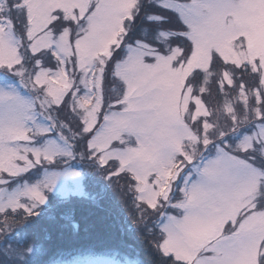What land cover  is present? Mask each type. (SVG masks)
Masks as SVG:
<instances>
[{
    "label": "snow or ice",
    "instance_id": "obj_1",
    "mask_svg": "<svg viewBox=\"0 0 264 264\" xmlns=\"http://www.w3.org/2000/svg\"><path fill=\"white\" fill-rule=\"evenodd\" d=\"M77 160L156 264H264V0H0V264Z\"/></svg>",
    "mask_w": 264,
    "mask_h": 264
},
{
    "label": "trees",
    "instance_id": "obj_2",
    "mask_svg": "<svg viewBox=\"0 0 264 264\" xmlns=\"http://www.w3.org/2000/svg\"><path fill=\"white\" fill-rule=\"evenodd\" d=\"M122 184L125 187L126 181ZM93 189L89 198L49 196V207L41 209L27 229L31 249L38 248L30 253V264H49L80 250L124 252L143 259L144 264H156L145 239L148 234L143 228L137 233L131 228L128 201L115 200L113 191H105L103 186Z\"/></svg>",
    "mask_w": 264,
    "mask_h": 264
},
{
    "label": "rangeland",
    "instance_id": "obj_3",
    "mask_svg": "<svg viewBox=\"0 0 264 264\" xmlns=\"http://www.w3.org/2000/svg\"><path fill=\"white\" fill-rule=\"evenodd\" d=\"M80 150H83L82 143L80 145ZM73 163L79 166L80 169L84 172L82 180H80L79 177L75 176H61L57 181L56 189H54L51 193L48 194V202L44 206H42V209L48 206L49 196L51 194H53L54 197H56L57 199H69L70 197L78 196H87L89 198L91 197V195H93V191L95 189H93V186L99 185L103 186L105 188V191H113L115 200H121L122 202L125 200L128 201L130 218L132 220L133 215H136V211L132 208V195H130L129 192H127L126 187L123 186L122 180L119 181V184L115 182H109V180L105 176L95 173L94 170L89 167L86 161L77 160ZM78 181H80L79 185L77 184ZM134 223L135 222L133 220V223L131 224L133 232H140L143 228V225H140L139 230H137V225L136 223ZM36 250H38V248L35 247V249H31V252L34 253L36 252ZM123 254H125L123 256V259L117 258L115 256L116 254L113 256L92 255L84 259L75 260L70 264H127L128 261H134L138 258L128 253Z\"/></svg>",
    "mask_w": 264,
    "mask_h": 264
}]
</instances>
